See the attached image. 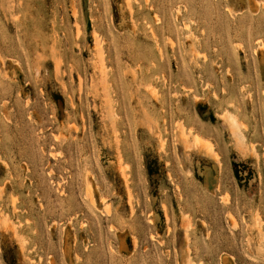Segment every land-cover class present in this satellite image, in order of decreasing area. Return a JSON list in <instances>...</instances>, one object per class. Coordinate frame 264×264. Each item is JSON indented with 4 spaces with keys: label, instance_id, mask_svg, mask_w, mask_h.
<instances>
[{
    "label": "rangeland",
    "instance_id": "rangeland-1",
    "mask_svg": "<svg viewBox=\"0 0 264 264\" xmlns=\"http://www.w3.org/2000/svg\"><path fill=\"white\" fill-rule=\"evenodd\" d=\"M0 264H264V0H0Z\"/></svg>",
    "mask_w": 264,
    "mask_h": 264
},
{
    "label": "bare ground",
    "instance_id": "bare-ground-1",
    "mask_svg": "<svg viewBox=\"0 0 264 264\" xmlns=\"http://www.w3.org/2000/svg\"><path fill=\"white\" fill-rule=\"evenodd\" d=\"M228 121H230V123H231L232 125H235V126L237 125L235 119L232 118V117H228Z\"/></svg>",
    "mask_w": 264,
    "mask_h": 264
}]
</instances>
